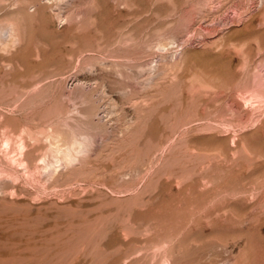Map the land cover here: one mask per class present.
<instances>
[{
  "label": "rangeland",
  "instance_id": "obj_1",
  "mask_svg": "<svg viewBox=\"0 0 264 264\" xmlns=\"http://www.w3.org/2000/svg\"><path fill=\"white\" fill-rule=\"evenodd\" d=\"M117 1L77 0L65 15L78 18L35 20L37 41L0 50L16 66L0 68V118L50 130L88 108L101 120L75 169L21 177L41 206V264H222L239 247L264 264V0ZM132 31L134 47L112 56ZM158 33L174 43L145 47ZM98 60H115L123 83L112 68L98 82ZM150 65L160 76L147 87ZM193 80L220 97L189 94Z\"/></svg>",
  "mask_w": 264,
  "mask_h": 264
},
{
  "label": "bare ground",
  "instance_id": "obj_2",
  "mask_svg": "<svg viewBox=\"0 0 264 264\" xmlns=\"http://www.w3.org/2000/svg\"><path fill=\"white\" fill-rule=\"evenodd\" d=\"M76 1L77 0H0V50L1 52L2 51L11 52V49L13 48L16 50L19 48L18 50L23 51L25 50V46L28 45V42L30 43L34 42V38H35V41H37L36 39L38 38V35L36 36L35 34L37 38L34 37L32 41L30 37L31 34H28L29 26L32 25L35 20L40 21L41 23L47 25L50 22L51 18H56L60 22L63 20L69 21L71 19H74L75 17L78 18L79 14L81 13L74 14V16L65 15L66 8L71 6V4ZM262 1L263 0H261V2ZM116 4L118 7L121 8V6H123L126 9L127 8L133 9V6H134L131 0H119L117 1ZM11 6H14L12 10L9 9L11 8ZM159 33H158L159 40L157 42H155L152 39L153 36L149 34L145 38L146 46L145 44L144 46L148 48L155 47L157 48V50H162V49L167 48L169 44L174 43L175 36H171L165 39L164 33L162 34H159ZM120 34L121 36L117 39L118 43H119V40L122 38H126L127 43L126 42L121 43L122 42L121 41L120 42L121 45H119L120 46L119 48L115 49V51L109 50L112 52L111 53L113 54L112 56H115L116 58L123 57V53L127 50L126 48V50L124 51L123 49L124 45H129V47L130 46L134 47V45H130V44H133L134 42H136L135 38L132 36L133 31L127 32L125 34L122 32ZM100 40L101 41H98V44L96 46L99 48H102L103 46L102 39ZM39 41L41 42L40 39ZM40 44L42 45V43ZM36 45L38 46V44ZM238 48L241 51V48L240 47ZM258 49H260V46ZM261 49L260 51L263 50ZM126 53H128V50L126 51ZM126 53L124 54L125 56H126ZM129 53L130 54H127V57L129 56L132 57V55L134 54L133 49H132V53L131 52ZM37 56L39 57L41 56V53L39 51H38ZM244 57H247V56H244ZM100 61L101 60H98V62L100 63L99 65H101V68H100L101 73L97 74V77H96L98 79V82H99V79L102 80L104 76L108 74L107 73L108 68H112L114 70V73L117 76V78L123 76V71L121 67H119L120 65L115 60H109V61L102 60L101 62ZM247 61L245 62V64L247 63ZM2 65H4V67H6L7 70L9 69L11 71H13L16 68L13 60L11 59L5 60L3 56L0 57V68ZM155 66L150 65L148 67L150 73L148 72L149 73L148 76L143 80V83H142L143 85L150 86L149 84H151L156 79V77L158 78L160 76V75L159 76L157 75L160 70L157 71L155 69L157 67ZM139 67L143 70L145 69L143 66L139 65ZM153 71H155L156 73L155 72L153 73ZM110 75L111 74H109V76ZM248 77L249 76H247V78ZM191 79H193V77ZM76 80H80V79L76 78ZM114 80L116 81V79ZM120 80L123 83V78ZM9 82L10 80L8 81V83ZM190 83L191 84H189L188 86V88H190L189 89L190 91L188 90L189 91L188 93L191 95H196V94L205 95V93L208 95L209 93H211L212 96L213 95L219 96L222 93L220 90H218L217 87L209 85L207 81L204 83H199L198 81L195 82L193 80ZM8 86H10V83L8 84ZM130 86H134V83H130ZM2 87L0 91H3ZM102 87H104L105 89L106 84L102 83ZM108 88H110L111 90L113 87L110 86ZM4 89H5V86H4ZM120 89L122 90L124 89L125 91V87H122ZM112 91H109V92H112ZM117 91L118 90H115V92ZM224 91L226 90L224 89ZM8 93H6L5 96ZM118 93H120V91ZM123 93L124 94H122V92L120 93L121 96L127 95V92H123ZM73 95L74 94H72V92L63 91L61 96L67 99H75ZM4 98L6 97L3 96V99ZM117 101L118 100H115V103H117ZM33 102H35V100ZM31 104H34V103H31ZM3 105L5 106V104H2V106ZM107 110H109V113H112L111 115H113L112 109L111 110L107 109ZM78 113L81 114V116L79 115L80 117L77 116L76 118H74L75 120L73 124L69 123L66 120L68 113H62L59 117L56 116V118L51 121L52 123L50 124V127H49L50 130H48L46 126L33 128L29 125H26L25 123L24 124L23 123L21 124L12 123L6 117L0 118V264H41L42 262L41 260L42 229L40 225L41 222H40V214H39V210L41 206L37 203H33L32 202L33 200L31 201V198L29 197L31 192L29 191V189H27L26 185L22 183L21 177L24 175L29 176V177H37L36 175L37 173H39L40 175H46L49 177L50 176L55 177L57 175L58 177L60 175V170H62L63 166L65 169H69V170L75 169L76 168L75 164L76 163L78 164L79 159L83 157V155L88 154L89 152H90L89 155H91L93 151L92 148L98 137V133L96 132L98 130V128L96 129V126H97L96 123L97 122L100 123L101 120L97 117L98 115H95L96 111H89L88 108L84 111H78ZM94 115L97 118L96 123L94 122V119H92ZM111 115L108 116L107 118L111 117ZM132 121L133 119L131 120V122ZM128 127L130 129L133 128L132 126H128ZM128 127H125V128H128ZM130 129H126V130L130 131ZM94 147L96 148V145ZM19 164L21 165L20 168L18 166ZM52 179L51 181H53ZM31 203H32V207L30 206ZM230 263L250 264L247 251L239 247L234 257H232L231 259L227 258L222 262V264H230Z\"/></svg>",
  "mask_w": 264,
  "mask_h": 264
}]
</instances>
